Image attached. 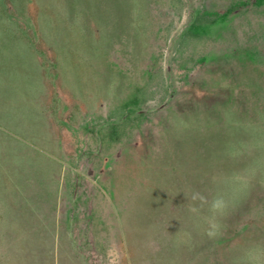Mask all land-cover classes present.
Returning <instances> with one entry per match:
<instances>
[{
  "label": "rangeland",
  "instance_id": "rangeland-1",
  "mask_svg": "<svg viewBox=\"0 0 264 264\" xmlns=\"http://www.w3.org/2000/svg\"><path fill=\"white\" fill-rule=\"evenodd\" d=\"M259 227L264 0H0V264H264Z\"/></svg>",
  "mask_w": 264,
  "mask_h": 264
},
{
  "label": "trees",
  "instance_id": "trees-1",
  "mask_svg": "<svg viewBox=\"0 0 264 264\" xmlns=\"http://www.w3.org/2000/svg\"><path fill=\"white\" fill-rule=\"evenodd\" d=\"M221 190H224V189L222 188V189H220V191H221ZM210 192H211V191H208V190H207V191H206V190L203 191V198H204V200H205L206 202L208 201L207 199L210 197ZM221 192H223V191H221ZM251 196H252V195H250V198H251ZM234 215H235V214H234ZM259 228H260L261 230L263 229V227H259ZM263 231H264V229H263ZM263 233H264V232H263Z\"/></svg>",
  "mask_w": 264,
  "mask_h": 264
}]
</instances>
